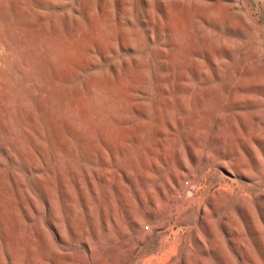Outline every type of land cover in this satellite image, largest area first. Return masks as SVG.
<instances>
[{
  "label": "rangeland",
  "instance_id": "1",
  "mask_svg": "<svg viewBox=\"0 0 264 264\" xmlns=\"http://www.w3.org/2000/svg\"><path fill=\"white\" fill-rule=\"evenodd\" d=\"M0 264H264V0H0Z\"/></svg>",
  "mask_w": 264,
  "mask_h": 264
}]
</instances>
